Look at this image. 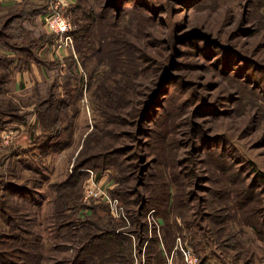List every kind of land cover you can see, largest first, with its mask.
Wrapping results in <instances>:
<instances>
[{
	"label": "rangeland",
	"instance_id": "374dc122",
	"mask_svg": "<svg viewBox=\"0 0 264 264\" xmlns=\"http://www.w3.org/2000/svg\"><path fill=\"white\" fill-rule=\"evenodd\" d=\"M64 1L0 0V258L264 264V0Z\"/></svg>",
	"mask_w": 264,
	"mask_h": 264
},
{
	"label": "built area",
	"instance_id": "2783aa9c",
	"mask_svg": "<svg viewBox=\"0 0 264 264\" xmlns=\"http://www.w3.org/2000/svg\"><path fill=\"white\" fill-rule=\"evenodd\" d=\"M48 3L47 12L43 14L47 28L60 38L61 45L72 44L69 32L72 30V25L69 17L65 15L64 8L66 3L64 0H45ZM64 38V42H62ZM106 196L105 191L101 188L98 182L91 180L88 187L85 189V197H100Z\"/></svg>",
	"mask_w": 264,
	"mask_h": 264
},
{
	"label": "trees",
	"instance_id": "16d2710c",
	"mask_svg": "<svg viewBox=\"0 0 264 264\" xmlns=\"http://www.w3.org/2000/svg\"><path fill=\"white\" fill-rule=\"evenodd\" d=\"M47 12L46 6L43 5L40 7V10L38 14L43 15ZM45 148L50 147L56 148L57 144L52 143H45ZM49 149V150H50ZM9 237V236H8ZM13 238V237H11ZM9 241L5 242V251L4 254H2V257L0 258V264H33L34 259L36 260L34 256V252H32L31 247L29 245V240H26V238L18 236ZM33 247L35 248L34 244L32 243ZM33 254V256H32Z\"/></svg>",
	"mask_w": 264,
	"mask_h": 264
},
{
	"label": "crops",
	"instance_id": "0c3cea01",
	"mask_svg": "<svg viewBox=\"0 0 264 264\" xmlns=\"http://www.w3.org/2000/svg\"><path fill=\"white\" fill-rule=\"evenodd\" d=\"M60 46H61V43H60ZM60 46H59V47H60ZM65 49H66V48L61 47V48L58 50V53L61 52V53H64V54L66 55V51H65Z\"/></svg>",
	"mask_w": 264,
	"mask_h": 264
}]
</instances>
